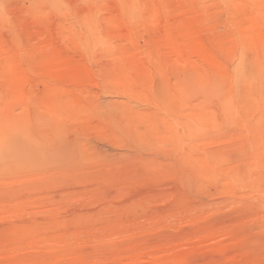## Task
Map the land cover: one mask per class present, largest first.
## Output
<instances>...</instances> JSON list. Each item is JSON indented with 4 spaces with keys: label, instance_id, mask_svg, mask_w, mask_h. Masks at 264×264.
I'll list each match as a JSON object with an SVG mask.
<instances>
[{
    "label": "rangeland",
    "instance_id": "rangeland-1",
    "mask_svg": "<svg viewBox=\"0 0 264 264\" xmlns=\"http://www.w3.org/2000/svg\"><path fill=\"white\" fill-rule=\"evenodd\" d=\"M263 76L264 0H0V264H264L263 107L221 95ZM129 111L213 172L188 189Z\"/></svg>",
    "mask_w": 264,
    "mask_h": 264
},
{
    "label": "bare ground",
    "instance_id": "bare-ground-1",
    "mask_svg": "<svg viewBox=\"0 0 264 264\" xmlns=\"http://www.w3.org/2000/svg\"><path fill=\"white\" fill-rule=\"evenodd\" d=\"M239 73L240 72H238L237 73V75H239ZM242 73V72H241ZM245 73V72H244ZM245 75V74H244ZM241 76V75H240ZM247 76V75H246ZM249 76V75H248ZM197 77V76H196ZM239 77V76H238ZM250 77V76H249ZM249 77H246V78H249ZM252 77H253V75H252ZM251 77V78H252ZM264 77V76H263ZM198 78V77H197ZM242 78V77H241ZM254 78V77H253ZM200 79H202V78H200ZM199 79V80H200ZM218 79V78H217ZM192 80H193V82H194V79L192 78ZM203 80H205V78L203 79ZM243 79H239L238 78V80L236 79V84L234 85V86H230L229 88H227V90L226 91H224L223 92V94H221V91H220V94L221 95H223V98L224 99H226V101L225 102H223V105H226V108L229 110V108H230V106H232L233 105V107H237V109L239 110V113H237L238 115H240V113H242L243 114V116H244V118H243V126H247V125H249V119H248V113L251 111V110H254V108L256 109L257 107L255 106V107H253L252 106V104L254 103V102H257L256 101V98L254 99V97H253V95H251V92L253 93L254 92V95H255V93H256V95L257 94H259V97H257V99H258V101H260L259 103L260 104H262V107H263V109H262V111H261V116H263L264 117V86L262 85V84H260V82L257 80V82H255V81H253V83H252V81H251V83H248V87H247V85H243L245 82H243L242 81ZM255 80V79H254ZM190 83H193V82H191V80L189 81ZM196 83H197V80L195 81ZM194 82V83H195ZM206 82V81H205ZM208 82V81H207ZM255 82V83H254ZM193 83V84H194ZM189 85H191V84H189ZM192 86V85H191ZM209 87V86H208ZM207 86H206V89L207 90H209V88H210V90H213V91H209L208 92V95L210 96V98L212 97L211 95H212V93L214 92V94H215V87H213V86H210L209 88H208ZM247 88V89H246ZM160 90H161V92H160V97H161V99H163V101H165V100H167L168 102H167V106L164 108V109H167V108H170V106H171V103H173L174 101H175V93L177 92V90H175L174 92H169L167 89H166V87H161L160 86ZM197 94H198V92H193V96H196L197 97ZM255 95V96H256ZM192 96V95H191ZM222 98V99H223ZM258 103V102H257ZM217 105H221V103L218 101L217 102ZM222 105V106H223ZM216 107V106H215ZM175 108V107H174ZM179 110V109H178ZM225 110V109H224ZM117 111V110H116ZM121 111V110H120ZM112 112V111H111ZM230 112V111H229ZM253 112H251V114H252ZM105 114V113H104ZM116 114H114V117H115V120L116 119H118V120H116L115 121V123L114 122H109L111 125H112V123H114L113 124V126H114V128L116 127L118 130H124V131H126L127 132V135H128V137L131 139V140H133V141H135V139H136V141H137V138H139L140 136L136 133V131H138V132H140L141 131V128H144V130L146 129L147 130V132H148V134H147V136H146V139L149 141V143L148 144H150V142L151 141H153V143H161V144H163V145H166V143H169V142H167V141H169V140H173V142H172V144H173V154L174 155H176L178 158H180V161L181 162H183V165H184V168H179L178 167V169L177 168H174L173 167V170H174V172H175V174H176V176H177V178H179L180 179V181L182 182V183H184L185 185H186V187L189 189V188H191V185H193V178L195 177V176H201V175H207L208 173H210V172H213V169H212V171H210V169L209 168H207V167H205V163L203 164L202 163V161L200 160V158H193L192 157V155H190L189 153H187L188 151H190V149L189 150H185V148H186V144H185V142H183V139L182 138H177V136H174L173 137V135L171 134V137H170V133L168 132V127L169 126H167V122L165 121V119H161V125L164 127V129H165V136H163L162 138H161V129L163 128L160 124H159V119H157L154 115H151V114H148V113H146V114H144V116H139V115H137V114H135V113H133V112H131V111H129V112H125V114H123L122 113V116L120 117V118H116V116H115ZM228 115V114H227ZM231 115V114H230ZM106 116V115H105ZM110 116V115H109ZM108 116V117H109ZM111 116L113 117V115L111 114ZM253 116H254V113H253ZM252 116V117H253ZM111 117V118H112ZM176 117V116H175ZM251 117V116H250ZM217 118V117H216ZM106 120H107V118H105ZM113 119V118H112ZM175 119H177V117L175 118ZM262 119H264V118H262ZM261 119V120H262ZM109 120H111V119H109ZM178 120V119H177ZM231 120L235 123V122H238V121H240V117L239 116H236V117H232L231 116ZM260 120V121H261ZM141 121H143L144 122V126H142V124H141ZM250 121H253L252 119L250 120ZM261 122H263V121H261ZM108 125V124H107ZM252 125V124H251ZM258 126V125H257ZM260 126V130L259 131H261V130H264V129H262L261 128V126H262V124H260L259 125ZM256 127V126H255ZM254 127V128H255ZM113 127L112 128H110V129H114ZM115 128V129H116ZM246 128H249V127H246ZM192 128L190 127V128H188V132H189V136L190 137H193V136H196L197 135V131L198 132H200L201 133V131L199 130V129H197V128H195V130H194V132H192V130H191ZM253 129V127L252 128H249L248 129V132H249V130H250V132H251V130ZM257 129V128H256ZM256 129H254V130H256ZM143 130V129H142ZM247 130V129H246ZM115 131H117V130H115ZM120 131V133H122ZM111 132H113V131H111ZM256 132V131H255ZM257 132H258V129H257ZM114 133V132H113ZM116 133H118V131L116 132ZM115 133V134H116ZM124 133V132H123ZM254 133V132H253ZM263 133H264V131H263ZM248 135H247V138H248V140H249V137H251V136H249V135H251L252 134V132L249 134V133H247ZM258 134H262V132H260V133H258ZM120 135V134H119ZM255 135V134H254ZM253 135V136H254ZM257 135V134H256ZM115 136V135H114ZM249 136V137H248ZM258 136V135H257ZM256 136V137H257ZM261 136H264V135H261ZM126 137V136H125ZM127 137V138H128ZM144 137V136H143ZM148 137V138H147ZM132 138H134V139H132ZM255 138V137H254ZM56 139V138H55ZM54 139V140H55ZM257 139V138H256ZM63 140V139H62ZM66 140V139H65ZM70 140V139H69ZM66 141H68V140H66ZM256 141V140H255ZM129 142H131V141H129L128 140V143ZM252 142V141H251ZM259 142V141H258ZM132 143V142H131ZM254 143H256V142H254ZM253 143V144H254ZM58 144V143H57ZM135 144V143H134ZM136 144H137V142H136ZM139 144H140V142H139ZM250 144V143H249ZM133 145V144H132ZM138 145V144H137ZM251 145V144H250ZM258 145V144H257ZM56 146V145H55ZM69 147H70V145H68ZM74 146V145H73ZM63 147V146H62ZM61 147V148H62ZM129 147V146H128ZM134 147V146H133ZM143 147V146H142ZM252 147H254V146H252ZM255 147H258V146H255ZM58 148V147H57ZM131 148V147H130ZM138 148V147H137ZM60 149V148H59ZM75 149V148H74ZM76 149H78L77 147H76ZM243 149V147L241 148V149H239V151L240 150H242ZM254 149H257V148H254ZM130 150V149H129ZM141 150V149H140ZM59 151V150H58ZM75 151V150H74ZM137 152V151H139V150H130L129 152ZM243 151V150H242ZM257 151V150H256ZM256 151H254V153L256 152ZM61 153V152H60ZM59 153V154H60ZM253 153V154H254ZM257 153H259V152H257ZM137 154V153H136ZM141 154V153H140ZM263 154V153H262ZM78 155V154H77ZM124 155V154H123ZM133 155H135V154H133ZM132 155V156H133ZM213 155H215V154H213ZM212 155V156H213ZM225 155V154H224ZM258 155V154H257ZM62 156V155H61ZM66 156V155H65ZM121 156H122V154H121ZM128 156H131V155H128ZM127 156V157H128ZM155 156H157V155H155ZM160 158H161V160L163 159V158H166V159H168V157L166 156V154L164 153V152H160L159 153V155H158ZM162 156V157H161ZM219 156L221 157V155H218V156H216V157H218L219 158ZM223 156V155H222ZM260 156H262V155H260ZM263 156H264V154H263ZM126 157V156H125ZM142 157H144L143 155H142ZM142 157H140L139 155H138V159H137V161H136V163L137 162H139V160L141 161L143 158ZM211 157V156H210ZM124 158V157H123ZM129 158V157H128ZM128 158H125V159H128ZM157 157H155V159H151V158H146V159H143L142 160V162H139V164L141 165L142 163L144 164V167H142L143 169H142V171L144 170H150V169H152V168H155V169H158V171L159 172H162V171H170V173L172 174L173 172H171V167H170V164H169V162H167V163H165V164H163L162 162H160L159 160V158H157ZM217 158V159H218ZM121 159H122V157H121ZM125 159H123V160H125ZM165 159V160H166ZM214 159V158H213ZM212 159V160H213ZM221 159H222V157H221ZM224 159V158H223ZM129 160H131V163L133 162V160L134 159H128V161ZM127 161V160H126ZM127 161V162H128ZM214 163H218V162H220V161H216V159H214ZM165 162V161H164ZM204 162V161H203ZM223 162V161H222ZM221 162V163H222ZM70 163H72V162H70ZM123 163H124V161H123ZM129 163V162H128ZM221 163H219V164H221ZM132 164H134V163H132ZM138 165V164H137ZM137 165H134V166H137ZM185 165H186V167H187V169L185 168ZM209 165V164H208ZM133 166V165H132ZM140 167V166H139ZM140 167V168H141ZM145 167L147 168V169H145ZM209 167V166H208ZM218 167V166H217ZM237 167V166H236ZM234 168V169H237V168ZM130 168V167H129ZM216 168V167H215ZM239 168H241V167H239ZM126 169V168H125ZM128 169V168H127ZM126 169V170H127ZM120 170V169H119ZM219 170V169H218ZM231 170V169H230ZM233 170V169H232ZM236 171H239V170H236ZM236 171H235V173H236ZM242 171V170H241ZM240 171V172H241ZM243 172V171H242ZM129 173V172H128ZM250 174V173H249ZM173 175V174H172ZM236 175H237V173H236ZM205 179H207V177H205ZM205 181V180H204ZM195 182V181H194ZM208 182V181H207ZM253 193V192H252ZM254 200V199H253ZM262 211V210H261Z\"/></svg>",
    "mask_w": 264,
    "mask_h": 264
}]
</instances>
